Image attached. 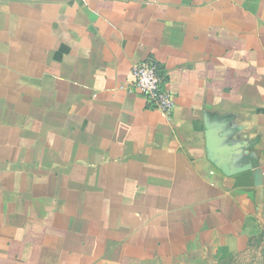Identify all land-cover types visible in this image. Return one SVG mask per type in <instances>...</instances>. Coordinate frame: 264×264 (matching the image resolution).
I'll return each mask as SVG.
<instances>
[{"label":"crops","instance_id":"1","mask_svg":"<svg viewBox=\"0 0 264 264\" xmlns=\"http://www.w3.org/2000/svg\"><path fill=\"white\" fill-rule=\"evenodd\" d=\"M150 57L170 115L134 86ZM263 228L264 0H0V264H166Z\"/></svg>","mask_w":264,"mask_h":264},{"label":"rangeland","instance_id":"2","mask_svg":"<svg viewBox=\"0 0 264 264\" xmlns=\"http://www.w3.org/2000/svg\"><path fill=\"white\" fill-rule=\"evenodd\" d=\"M166 264H264V228L240 250L206 246L178 254Z\"/></svg>","mask_w":264,"mask_h":264},{"label":"built area","instance_id":"3","mask_svg":"<svg viewBox=\"0 0 264 264\" xmlns=\"http://www.w3.org/2000/svg\"><path fill=\"white\" fill-rule=\"evenodd\" d=\"M132 72L134 86L145 96L147 104L159 109L164 115H170L175 106L174 96L166 88L156 60L150 57L136 63Z\"/></svg>","mask_w":264,"mask_h":264},{"label":"water","instance_id":"4","mask_svg":"<svg viewBox=\"0 0 264 264\" xmlns=\"http://www.w3.org/2000/svg\"><path fill=\"white\" fill-rule=\"evenodd\" d=\"M226 168H227V167L225 166V167H224V170H225L226 172H228V169H226Z\"/></svg>","mask_w":264,"mask_h":264}]
</instances>
